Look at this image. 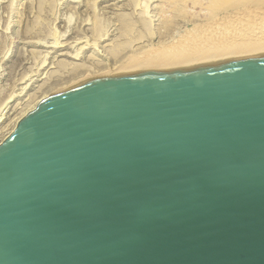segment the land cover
<instances>
[{"label": "water", "instance_id": "obj_1", "mask_svg": "<svg viewBox=\"0 0 264 264\" xmlns=\"http://www.w3.org/2000/svg\"><path fill=\"white\" fill-rule=\"evenodd\" d=\"M0 264H264V55L39 101L0 144Z\"/></svg>", "mask_w": 264, "mask_h": 264}, {"label": "rangeland", "instance_id": "obj_2", "mask_svg": "<svg viewBox=\"0 0 264 264\" xmlns=\"http://www.w3.org/2000/svg\"><path fill=\"white\" fill-rule=\"evenodd\" d=\"M209 3L0 0V136L38 97H49L94 79L122 75L102 70L120 65L142 48L197 30L212 12L228 14L225 9L229 4L224 3V11L223 4L219 6L221 11L219 7L211 9ZM89 70L98 74L83 79Z\"/></svg>", "mask_w": 264, "mask_h": 264}, {"label": "bare ground", "instance_id": "obj_3", "mask_svg": "<svg viewBox=\"0 0 264 264\" xmlns=\"http://www.w3.org/2000/svg\"><path fill=\"white\" fill-rule=\"evenodd\" d=\"M208 1L210 2L209 6L211 9H217V7L223 4V6H221L223 7V11L225 9L224 5L226 3L227 5L229 4L228 8L226 6L225 9L229 11L228 14L225 13L222 16V14L220 15L217 12H212L207 19L208 21L210 20L209 22L207 21L208 24L204 22L205 25H202V27H199L197 30L194 29L195 31L182 36L180 35V37L178 36L171 40L167 39L157 46H150L145 49H140L138 47L140 51L136 52L135 55L133 54L118 66L110 69H108L109 66H107L106 70L102 71H105V73L117 71V73L120 74L145 73L191 67L227 59L264 55V0ZM200 7L201 6H199V8ZM220 10L222 11V9ZM53 43L50 44L52 45ZM90 71L91 70H89V72ZM101 72L99 71V74H104V72ZM91 73L92 72L88 74L87 72L88 75H85L83 79L92 76ZM92 74L97 75L98 72ZM47 96L48 95L45 94L38 97L31 106L16 116L7 132L0 136V144L12 133L18 122L29 112L33 111L37 103L47 98Z\"/></svg>", "mask_w": 264, "mask_h": 264}]
</instances>
